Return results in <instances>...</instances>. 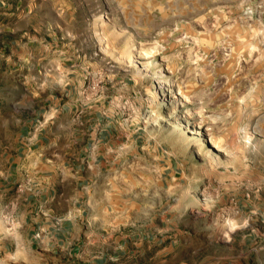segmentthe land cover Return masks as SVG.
I'll list each match as a JSON object with an SVG mask.
<instances>
[{
  "label": "rangeland",
  "instance_id": "1",
  "mask_svg": "<svg viewBox=\"0 0 264 264\" xmlns=\"http://www.w3.org/2000/svg\"><path fill=\"white\" fill-rule=\"evenodd\" d=\"M26 23L179 166L178 263L123 264H264V0H0V30Z\"/></svg>",
  "mask_w": 264,
  "mask_h": 264
},
{
  "label": "crops",
  "instance_id": "2",
  "mask_svg": "<svg viewBox=\"0 0 264 264\" xmlns=\"http://www.w3.org/2000/svg\"><path fill=\"white\" fill-rule=\"evenodd\" d=\"M83 56L51 24L0 30V264L178 256L179 166L84 88Z\"/></svg>",
  "mask_w": 264,
  "mask_h": 264
},
{
  "label": "bare ground",
  "instance_id": "3",
  "mask_svg": "<svg viewBox=\"0 0 264 264\" xmlns=\"http://www.w3.org/2000/svg\"><path fill=\"white\" fill-rule=\"evenodd\" d=\"M161 107H163V101L161 100L160 104L156 105L157 110H161Z\"/></svg>",
  "mask_w": 264,
  "mask_h": 264
},
{
  "label": "built area",
  "instance_id": "4",
  "mask_svg": "<svg viewBox=\"0 0 264 264\" xmlns=\"http://www.w3.org/2000/svg\"><path fill=\"white\" fill-rule=\"evenodd\" d=\"M39 126H40V123H37L36 127L34 128V130H36Z\"/></svg>",
  "mask_w": 264,
  "mask_h": 264
}]
</instances>
